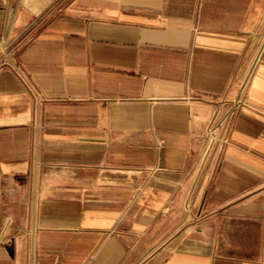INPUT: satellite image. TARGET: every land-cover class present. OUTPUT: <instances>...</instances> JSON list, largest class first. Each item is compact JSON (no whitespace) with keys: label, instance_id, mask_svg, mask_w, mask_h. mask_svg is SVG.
I'll list each match as a JSON object with an SVG mask.
<instances>
[{"label":"crops","instance_id":"crops-1","mask_svg":"<svg viewBox=\"0 0 264 264\" xmlns=\"http://www.w3.org/2000/svg\"><path fill=\"white\" fill-rule=\"evenodd\" d=\"M0 264H264V0H0Z\"/></svg>","mask_w":264,"mask_h":264},{"label":"built area","instance_id":"built-area-1","mask_svg":"<svg viewBox=\"0 0 264 264\" xmlns=\"http://www.w3.org/2000/svg\"><path fill=\"white\" fill-rule=\"evenodd\" d=\"M211 135H213V132H211Z\"/></svg>","mask_w":264,"mask_h":264}]
</instances>
